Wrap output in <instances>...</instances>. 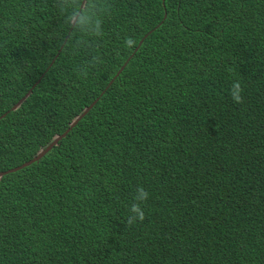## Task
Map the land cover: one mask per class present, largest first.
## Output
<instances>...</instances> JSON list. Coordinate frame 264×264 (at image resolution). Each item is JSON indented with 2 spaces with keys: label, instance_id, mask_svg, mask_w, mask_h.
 Instances as JSON below:
<instances>
[{
  "label": "trees",
  "instance_id": "1",
  "mask_svg": "<svg viewBox=\"0 0 264 264\" xmlns=\"http://www.w3.org/2000/svg\"><path fill=\"white\" fill-rule=\"evenodd\" d=\"M97 98L0 177V264H264V0H0V171Z\"/></svg>",
  "mask_w": 264,
  "mask_h": 264
},
{
  "label": "clouds",
  "instance_id": "2",
  "mask_svg": "<svg viewBox=\"0 0 264 264\" xmlns=\"http://www.w3.org/2000/svg\"><path fill=\"white\" fill-rule=\"evenodd\" d=\"M95 8L96 5L92 4L89 6L88 9L84 11L83 14L80 15L79 24L82 28L85 30H91L95 32L100 31V25L99 21L95 19ZM73 18V15L70 14L69 21L71 22ZM128 45H131L133 41L131 39H128L127 41ZM243 89L241 88V85L239 82L235 83L231 89V95L233 99L239 103L242 101ZM148 191L144 187H139L136 189L133 201L130 205V216H129V223H134L136 221H142L145 218V211L143 208V201H145L148 198Z\"/></svg>",
  "mask_w": 264,
  "mask_h": 264
},
{
  "label": "water",
  "instance_id": "3",
  "mask_svg": "<svg viewBox=\"0 0 264 264\" xmlns=\"http://www.w3.org/2000/svg\"><path fill=\"white\" fill-rule=\"evenodd\" d=\"M75 24V23H74ZM144 38L140 41V44L139 46L141 45V43L143 42ZM62 49V47H61ZM61 49L59 50V52L61 51ZM55 61V59L53 60V62ZM52 62V63H53ZM127 64V62H126ZM124 67V66H123ZM123 67L119 70L118 74L121 72V70L123 69ZM117 74V75H118ZM39 82V80L37 81ZM36 86V84L30 89V91L27 93V95H25L22 99H20L12 108L11 110H13L15 107H17L28 95L29 93L33 90V88ZM99 98H97L93 103H91L81 114L80 116L78 117V119L71 125V127H69L64 133H62L59 137H57L55 140H53L49 145H47L44 150L42 152H40L37 156H35L34 158H32L31 160L27 161V162H24L23 164L21 165H18L16 167H12V168H9L7 170H3V171H0V177L3 176V175H6L8 173H11V172H15V171H18L24 167H27L31 164H33L34 162L36 161H39L40 159H42L62 138H64L68 132L72 129L73 126H75L90 110L91 108L98 102ZM10 112L7 111L6 113L2 114L1 115V118L6 116L7 113Z\"/></svg>",
  "mask_w": 264,
  "mask_h": 264
}]
</instances>
